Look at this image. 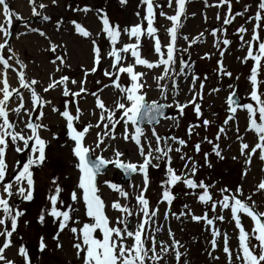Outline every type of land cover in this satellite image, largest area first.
Returning <instances> with one entry per match:
<instances>
[{"label": "snow or ice", "instance_id": "snow-or-ice-1", "mask_svg": "<svg viewBox=\"0 0 264 264\" xmlns=\"http://www.w3.org/2000/svg\"><path fill=\"white\" fill-rule=\"evenodd\" d=\"M127 2L128 0H119L121 5ZM165 2L168 8L173 9L174 14L169 15L164 12L160 0H139V4L145 6L143 16L139 11L135 13L140 18V23L123 29L118 24L110 23L102 9H93L89 6L72 8L69 5L68 7L74 12L87 14L95 11L102 24L97 35L106 37L110 45L109 50L105 52L98 41L92 39L89 30L76 20L70 21L75 34L89 39L92 46V65L90 68L81 67L83 78L79 82L68 75H60L58 78L55 76V73L71 67L67 63L66 45L52 42L45 31L38 27H29L25 23L24 27L28 32L37 33L48 41L49 47L46 51L56 53L58 48L64 49L49 61L54 66L53 71L48 76L47 85L42 87L44 93L55 91L57 88L61 90L62 97L67 98L61 110L37 91V85L41 84L38 79L28 78V65L19 58L10 44L13 22L22 21L24 17L11 8L8 0H0V17H3L4 21L0 23V264H16V260L10 259L7 255V251L14 247L22 264H33L29 249L23 243L17 246L14 240V235L19 237V221L25 216L26 210L21 208L13 197L19 198L21 203L33 201L35 192L33 169L43 166L47 161L46 149L50 143L41 136V132H51V138L57 139V134L43 122L45 107L50 108L52 113L57 114L65 122L66 135L72 142L70 147L71 155L74 157L73 166L77 171L74 186L68 192L70 203L65 205V201L61 198L64 189L58 183L59 178H54L51 181L52 189L47 196L49 206L42 208L37 216V222L41 226L48 223V217L56 226L54 234L51 235L55 250L63 249L61 236L67 232L71 237V248L74 250L77 264H160L170 251L174 254L175 264H181L182 258L183 264H190L187 259V249L180 251L184 245L175 239V233L167 224L171 217L181 223L190 219L196 223L203 222L207 226L211 237L208 241L211 250L207 251V256L211 260L220 259L213 254L220 247L225 254L226 264H264V211L259 210L253 198L264 197V179H261L249 194H245L242 183L234 188L220 187L216 193H213L212 189L216 187L214 183L196 179L201 167H213L209 159L210 153L202 152V145L205 143L211 145V154L220 161L225 160L224 152L226 148L230 149L231 145L222 147L221 140L231 139L228 135L230 130L233 131L235 140L239 142V156L234 155L231 159L239 162L240 158H243L241 180L248 175L254 158L264 163V79L259 78L264 76V34H262L264 33V0H257L254 15H248L245 19V24L254 22L250 39L245 38L249 29L244 24L235 30L240 47L246 49V55L241 59V63L252 62L250 73L246 76L250 84L247 102L244 98H237L239 94L236 87L229 83L230 92L226 98L225 118L220 124L215 125L217 131L211 139L205 135L191 144V155L184 149L188 148L193 136H200L197 129L203 128L207 132L214 125V121L203 118L202 102L208 77L204 75L201 78L195 72V62L191 61L189 52L194 44L202 42L201 37L204 36V32L191 39L187 35H181L180 30L183 27L181 19L187 16L186 4L190 0H165ZM236 2L239 3V0ZM27 3L32 16L39 17L45 22L51 20L49 15L41 11L49 7L43 0L39 3L37 0H27ZM50 3L59 6L57 0H50ZM173 4H175L174 8ZM204 5L226 7L223 18L217 12L216 20L222 19V24L219 28H213L210 35L213 37V47L217 49L220 57L217 59L214 73L221 80L224 77L232 78V73L226 69L222 59L225 55L224 50L232 43L227 38V28L224 26L232 24L237 16H245L251 5L245 4L242 11L236 12H233L232 0H216L214 4L204 0ZM157 9H160L159 16L170 22L169 25H161L168 38L166 43L158 35L160 28L155 26ZM191 15L194 17L195 13ZM204 21L207 22L206 15ZM62 24V19L55 22L56 31L60 30ZM122 32L128 36L130 42L121 41ZM26 34L23 31L18 32L16 39ZM142 37L151 41V55L155 59L150 60L142 54ZM181 39L187 42V47H179ZM184 54H188L189 59H185ZM211 55L206 52L201 59H211ZM129 56L132 58L131 61L128 59ZM106 58H110V63L107 67H102V62ZM137 66H141L145 71H137ZM98 69L108 83L97 79L95 81L97 89L91 91L86 87L87 78L96 74ZM149 72L153 73L152 83H149ZM10 75L15 77L16 86L11 83ZM125 76L127 83L123 79ZM235 79L239 80L240 77L236 76ZM78 83L79 88L76 91L69 87V84ZM181 83L187 84V96L190 97L183 102L178 99L182 90ZM153 86L158 91L159 98L149 100L148 93L153 90ZM110 88L116 94L112 105L106 104L101 96L105 89ZM220 91L219 87H213L209 94ZM88 95L94 97V108L89 115L96 117L95 123L81 122L84 113L79 101ZM70 105L75 107V113L70 110ZM189 106L199 123H188L184 137L158 133L155 125L161 118L165 121L171 119L174 127L178 129L179 118L185 116V109ZM171 108L177 110L176 117L165 114L166 110ZM238 111L244 112L246 116L243 135L240 133ZM12 116L15 120L11 118ZM145 120L151 127L144 125ZM92 131H95V138L92 144H88L86 140ZM248 133L253 134L251 143L245 139ZM118 135L119 139L135 146L136 153L140 157L138 161L124 159L125 152L115 144ZM10 146L16 153H24L28 150L26 161L23 163L16 161L11 176L8 175L6 161ZM106 152H110L111 156H105ZM201 153L203 165L196 159L197 154ZM174 159L182 162L180 169L174 166ZM109 165L121 170L127 177L134 174L141 177V184H129V187L135 189L134 196L117 183L103 181L127 203L116 199L106 204L101 198L98 178L106 173ZM162 165L165 177L160 181L162 193L153 206L146 196L150 185V169L160 170ZM261 170L264 171V168ZM177 185H183L188 190L183 192V195L194 196L199 204L204 205L201 215L195 214L186 203L178 213L172 211L174 201L179 198V194L173 193V188ZM132 199L135 200V205L130 207ZM77 204L83 205L84 215L88 218L86 222L79 218V209L75 207ZM160 204L166 205L162 215L164 223L160 222ZM109 208L119 215L115 218L110 217L107 214ZM217 208L220 213L225 210L229 212L228 222H234V229L238 230V244L235 249L229 244L228 233L222 232L216 226L217 222L226 220L223 214H217ZM209 212L212 213L211 217ZM242 216L250 219L252 224L250 230L242 223ZM24 224L27 226L29 221L24 220ZM161 231H165L170 240H158L156 233ZM19 239L23 238L19 237ZM37 250L41 254L46 250L51 251L44 235L38 238Z\"/></svg>", "mask_w": 264, "mask_h": 264}, {"label": "rangeland", "instance_id": "rangeland-1", "mask_svg": "<svg viewBox=\"0 0 264 264\" xmlns=\"http://www.w3.org/2000/svg\"><path fill=\"white\" fill-rule=\"evenodd\" d=\"M25 2L27 12L25 14H22L20 11H18V7L15 1L8 0L11 8L24 17V20L22 21L13 22V36L10 39V44L18 53L19 58L28 65V78H36L41 82L40 85H37V91L40 92V94L45 99L52 101V103L61 110H63L64 100L67 99L62 97L61 90L57 88L55 91L50 90L49 92L44 93L42 87L47 85L48 76L53 71L54 66L49 63V61L54 59L55 55L63 52L64 49L58 48L56 53L46 51V49L49 47L48 41L43 37H40L37 33L28 32L24 27L25 23H27L29 27H38L41 30L45 31L51 38L52 42L58 45H66L68 54L67 63L70 64L71 67L63 69L62 72L55 73V76L56 78H58L60 75H68L69 77L74 78L79 82V80L83 78L81 67L83 66L85 68H90L92 65V46L89 39L82 38L75 34L70 21L76 20L77 22L81 23L87 30H89L92 33V39H96L105 52L109 50L110 45L106 37H104L103 35H97V33H100L102 24L95 11L84 14L82 12H74L68 6L71 5L72 8L89 6L93 9H102L107 14L110 23L114 25L118 24L121 29L140 23V18L137 17L135 13L139 11L141 13V16H143L145 8V6L139 4V0H128L125 5H121L119 3V0H57V3L59 5L58 7L51 5L50 0H43L44 3H49V7L41 11L51 17L50 21L45 22L39 17L32 16L27 0H25ZM39 2L40 0H37V3ZM160 2L163 5L164 12L169 15L174 14L173 9L167 7L165 0H160ZM215 2L216 0H208L209 4H214ZM256 3L257 0H239V3H237L236 0H232L233 12L242 11L245 4L251 5V8L245 16H237L232 24L224 26L227 28V38L230 39L232 43L226 50H224L225 55L222 59L226 69L232 73V78L224 77L222 80L218 79V76L214 73V69L217 67V59H219L220 57L218 55L217 49L213 47V37L210 35V32L213 28H219L221 26L222 19L221 21H217L216 14L217 12H219L221 17L223 18L226 7H205L204 0H190V2L186 4L187 16L182 17L181 19L183 27L180 31L181 35H187L190 39L196 37L199 33L204 32V36L201 37L202 42L193 45L189 49V52L191 61L195 62V72L200 75L201 78H203L204 75H207L208 77L204 90V99L202 102L203 118L214 121L213 127L209 128L207 132H205L203 128L197 129V131H199L200 133V136H193L188 148L184 149L185 151H188L190 155L192 154L191 144L198 141L205 135H207L211 139L217 131L215 125L220 124L225 118V109L227 107L226 98L230 92V89L228 88L229 83L233 84L234 87H236L239 98H244L245 102H247V94L250 91V84L246 80V76L250 73L252 62L249 61L247 64L241 63V59L246 55V49L240 47V41L238 35L235 34V30L240 25L244 24L245 27L249 29V32L245 34V38L250 39L252 23L254 22L245 24V19L248 15H254L256 11ZM174 7L175 4H173V8ZM156 11L157 21L155 26L157 28H160L158 35L161 37L162 41L166 43L168 38L164 33V29L161 28V25H169L170 22L159 16L160 9H157ZM192 13H195L194 17L191 15ZM204 15L207 16V22L204 21ZM61 19L63 20V24L60 30L56 31L55 22ZM3 22V17H0V23ZM144 23L146 26V21ZM22 31L27 33L26 35H23L27 37L26 43L21 44L18 47L13 46V43H15L14 38H16V34ZM121 41L124 43L130 42L128 36L123 32L121 33ZM142 45V54L144 55V53H146L148 55H151V41L148 38L142 37ZM82 46L86 47V52H82L83 54H85L84 57L87 56L85 63L78 58L76 59L72 57V55L77 54L76 52L78 47L82 48ZM119 46L120 45H118V47ZM187 46V42L183 39L179 41V47L183 48ZM206 52L212 54L211 59H201V57L204 56ZM184 56L185 59H189L188 54H184ZM151 58L155 59V57L152 55ZM128 59L129 61H131L132 58L129 56ZM42 63L45 64V69L44 66H42ZM109 63L110 58H106L102 62V67H107ZM136 70L141 71L143 70V68L141 66H137ZM152 74V72L148 73L149 83H152ZM236 76H239L240 79L236 80ZM259 78L264 79V76H261ZM97 79H101L104 81V83H108V80L102 76L100 70L98 69V72L96 74L88 76L86 87L91 91H95L97 89V85L95 83ZM123 79L124 82L127 83V77L125 76L123 77ZM69 87L73 91H76L79 88V83L77 85L69 84ZM213 87H219L221 91L218 93L209 94L210 90ZM181 89L182 90L180 94L184 96L183 99L185 100L187 98H190L187 96V84L181 83ZM101 96L103 100L106 99L105 103L108 105H112L113 100L116 98V94L111 88L105 89ZM147 98L149 100L159 98L158 91L155 90V86H153V90L149 91ZM169 102H171V100H169ZM79 106L84 113V115L81 117V122L90 121L92 123H95L96 117L89 115V113L94 108V97L88 95L86 98L80 99ZM70 110L75 113V107L73 105H70ZM168 110H170L171 113L169 117L177 116V110L175 108H171ZM98 111L99 110H97V113ZM44 112L45 118L43 122L49 125L52 132H55L57 134V139L53 140L51 138V132H41V136L44 139L49 140L50 143L46 149V154L48 157L47 161L43 166L33 169L35 179V192L33 201L21 203L19 198L13 197V200L21 208L26 210L25 216L20 219L18 226L19 237H22L23 239L20 240L19 237L14 235V240L16 241L17 246L20 243H23L29 249L33 264H69V262H71V264H77L74 250L71 248L70 234L67 232L62 234L61 240L64 247L62 250H55L54 243L51 240V235L54 234L56 226L51 223V218H47L48 223H46L44 226H41L37 222V216L40 210L46 206H49L47 196L50 192V189H52V179L57 177L59 178L58 183H60L64 189V191L61 193V198L65 201L66 205L70 203L68 192L74 186L77 177V171L73 166L74 157L71 155L70 146L72 142L66 135L65 122L57 114L52 113L50 108L48 107H45ZM185 113V116L179 118L180 127L178 129L174 127L173 121L171 119L167 120L172 124L171 126H169V128L166 129V134H173L176 136L184 137L185 127L188 123H199V121L196 120L191 106L185 109ZM213 113H217V115H213ZM33 116H35V113L33 114ZM11 118L15 120L14 116H12ZM238 118L240 133L243 135L246 124L245 113L238 111ZM162 121L163 119H160V122ZM158 124H156L155 127ZM145 126L151 127L150 125ZM228 135L229 137H231V139H229L228 141H224L222 138L221 140L222 147H226V145L228 144L231 145L230 149L226 148V151L224 152L226 159L223 161L218 160L214 156V154H211V145H208L207 143L202 145V152L207 151L210 153L209 159L212 162L213 167H201L197 173L196 179H202L206 183H214L216 187L212 189L213 193H216L220 187L234 188L238 184L242 183L245 194H249L250 190L253 189L261 179H264V171L261 170L262 168H264V163H261L256 158H254L253 163L249 168L248 175L243 180H241V171L244 167L243 158H240L239 162L233 161L231 159V157L234 155L239 156V142L235 140L233 131L230 130L228 132ZM94 138L95 131H92L91 134L88 135L86 143L92 144ZM245 139L246 141L251 143L253 140V134L248 133L247 135H245ZM115 144L121 151L125 152V160L136 162L140 159V157L136 153L135 146L123 141L122 139H119V135ZM27 155L28 150H25L24 153H16L13 150L12 146L8 148L6 161L8 164L9 176L13 174L12 170L16 165V161L19 160L21 161V163L25 162L27 159ZM104 155L110 157L111 153L106 152L104 153ZM196 159L200 164L203 165L202 153L197 154ZM173 163L177 169H180L182 162L179 161V159H174ZM162 169L163 165L161 166L160 170L150 169V185L146 196L153 206L156 205V202L162 193L160 181L162 179H165ZM98 179L100 181V195L106 204H110L111 201L116 199H121L122 203H127V201L122 200V198L119 197L118 193L109 189L103 183L104 180H109L111 182L119 184L133 196L135 195V189L129 187V184L139 185L142 182L141 177L135 174L130 179L122 181L120 171H118L112 165L107 169L106 173L101 175ZM185 191L188 190L185 189L183 185H177L173 188V193L179 194V198L174 201L172 211L178 213L186 203L191 207L195 214L201 215L204 209V205L199 204L194 196L183 195V192ZM253 198L256 200L257 205L259 206V210L264 211V197L255 196ZM134 205L135 200L132 199V201L130 202V207ZM75 207L79 209V218L82 221L86 222L88 218L84 215L83 205L77 204L75 205ZM165 207V204L159 205L162 223H164L162 215ZM107 214L112 218H115L119 215L118 212L110 208L108 209ZM217 214H223L226 217V220L224 222H217L216 226L219 227L222 232L228 233V236L230 238L229 244L233 249H235L238 244V230L234 229V222H228V219L230 218L229 212L225 210L223 213H220L219 208H217ZM209 216H212L211 212H209ZM24 220L29 221V224L27 226L24 224ZM242 223L245 225L246 229H251L252 224L249 218L242 216ZM167 224L170 225L172 231L175 233V239L179 240L181 244L184 245V248H181L180 251L183 252L185 251V249H187V259L189 260L190 264H226L225 254L222 252L220 247H218L213 253L215 256L220 257L218 261H213L207 256V251L211 250L210 244L208 243L211 237L210 231L207 229V226L204 225L203 222L196 223L192 222L189 219L185 220L184 223H181L180 221H177L170 217ZM134 226L135 220L133 219V227ZM181 228H183V231H181ZM40 235L45 236V240L48 243L49 249H51V251L46 250L43 254L38 252V238ZM156 236L158 240H170L165 231L156 233ZM7 255L10 259H15L16 264H22L21 258L16 255L15 247L8 250ZM173 256L174 254L170 251L169 254L165 257V260L161 261L160 264H175ZM181 264H183V258Z\"/></svg>", "mask_w": 264, "mask_h": 264}, {"label": "bare ground", "instance_id": "bare-ground-1", "mask_svg": "<svg viewBox=\"0 0 264 264\" xmlns=\"http://www.w3.org/2000/svg\"><path fill=\"white\" fill-rule=\"evenodd\" d=\"M15 1V3H16V5H17V7H18V11H20L22 14H25L27 11H26V2H25V0H14ZM46 3V2H45ZM48 5H49V3H47ZM2 20V19H1ZM159 34V33H158ZM15 39V43H13V46H16V47H18L19 45H21V44H25L26 43V40H27V37H25V36H21L19 39H16V38H14ZM37 44H39V43H37ZM195 45V44H194ZM36 49H37V47H36ZM30 50H31V48H30ZM82 52H86V47L85 46H82V48H79L78 47V49H77V54H74V55H72V57H74V58H78L79 60H81L82 62H86V58H87V56L86 57H84L85 56V54H83ZM144 56H146L148 59H150V60H153L152 58H151V55L149 54H146V53H144ZM40 62H42V61H40ZM42 66H44V69H45V64L44 63H42ZM141 71H145V69H143V70H141ZM10 80H11V83L14 85V86H16V80H15V77L14 76H12V75H10ZM21 91H24L23 89H21ZM184 94H185V92H184ZM180 97H179V99H180V101L181 102H183L184 101V96H182V94H180L179 95ZM26 98H27V93H26ZM104 101H106V99L104 100ZM171 122H169V121H165V120H163L162 122H159V124L156 126V130L158 131V133H160L161 135H167L166 134V129L167 128H169V126H171ZM161 222V221H160ZM162 223V222H161Z\"/></svg>", "mask_w": 264, "mask_h": 264}, {"label": "water", "instance_id": "water-1", "mask_svg": "<svg viewBox=\"0 0 264 264\" xmlns=\"http://www.w3.org/2000/svg\"><path fill=\"white\" fill-rule=\"evenodd\" d=\"M238 98V97H237ZM166 115H168L169 116V112L166 110V113H165ZM144 123H147V121L145 120L144 121ZM109 167V166H108ZM130 177H127V176H125L124 174L122 175V180H127V179H129Z\"/></svg>", "mask_w": 264, "mask_h": 264}]
</instances>
